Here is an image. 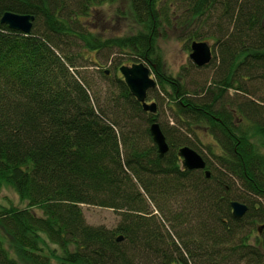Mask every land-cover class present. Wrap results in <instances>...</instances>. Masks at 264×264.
<instances>
[{
    "label": "trees",
    "instance_id": "trees-1",
    "mask_svg": "<svg viewBox=\"0 0 264 264\" xmlns=\"http://www.w3.org/2000/svg\"><path fill=\"white\" fill-rule=\"evenodd\" d=\"M112 2L0 0V18L34 17L28 34L0 22V185L26 201L0 205V264H264V0H129L141 29L104 35ZM172 25L187 47L212 41L208 83L162 69L155 39ZM123 54L154 75L156 112L117 73ZM184 145L203 169L182 166ZM232 201L247 206L241 218ZM82 204L117 223L89 224Z\"/></svg>",
    "mask_w": 264,
    "mask_h": 264
},
{
    "label": "rangeland",
    "instance_id": "rangeland-1",
    "mask_svg": "<svg viewBox=\"0 0 264 264\" xmlns=\"http://www.w3.org/2000/svg\"><path fill=\"white\" fill-rule=\"evenodd\" d=\"M100 8L109 18V21L105 25H103V22L101 21L98 22L99 27L102 26L101 28H103L102 32L105 31L104 35H125L141 29L140 25L136 24L132 18L129 0H114V2L104 4V6H101ZM99 16L102 18V14H99ZM184 29L185 28L177 25L161 27L159 30L161 35L156 37L155 44L158 47L157 49L160 54L162 69L165 73L174 77H179L184 83L186 82L188 85L187 87L192 88L196 83H208L211 69L199 68L191 61L189 58L190 49L185 45L186 39L185 34H183ZM208 43L212 44V41L209 40ZM86 53L100 64V68L107 71L112 69V64L109 60L101 58L99 55H96L94 51ZM134 61H136L135 56L123 54V56L120 57V63L122 64H130ZM116 71L119 73L118 69ZM150 76L154 77L152 73H150ZM147 101L156 102L157 100L148 97ZM161 115L164 118L167 117L169 122L172 123L170 118L171 112L165 104L161 107ZM210 139V136L204 135L203 142H207ZM9 204L23 207L26 205V201L19 197L12 186L2 183L0 185V205ZM81 207L85 219L89 224H102L110 228L118 221V214L110 208L87 204H82ZM43 243L44 249L47 252H50L51 250H53L52 253L54 254L59 252L57 247L48 241L44 240ZM7 246L9 245L7 244ZM10 251L16 256L13 249H10ZM22 262L28 264L23 260Z\"/></svg>",
    "mask_w": 264,
    "mask_h": 264
},
{
    "label": "water",
    "instance_id": "water-1",
    "mask_svg": "<svg viewBox=\"0 0 264 264\" xmlns=\"http://www.w3.org/2000/svg\"><path fill=\"white\" fill-rule=\"evenodd\" d=\"M33 19L34 17L31 14L5 11L0 18V22L6 24L12 30L28 34L31 31ZM189 49V58L198 67L209 64L212 59L211 44L207 41L193 40L189 44ZM118 71L131 95L141 104L143 110L151 113L156 112V102L147 101L148 91L156 87V80L153 76H150L149 67L143 61H139L122 64L118 67ZM106 72L108 71L106 70ZM149 133L157 147L158 155L162 157L168 150V145L158 122H151ZM177 154L181 158L182 166L186 169H203L205 167V161L202 156L189 146L180 147ZM206 175H208V171H206ZM246 209L247 206L244 203L231 202V214L235 218H241ZM117 239H121V236Z\"/></svg>",
    "mask_w": 264,
    "mask_h": 264
}]
</instances>
